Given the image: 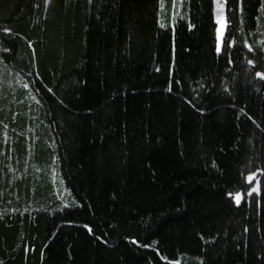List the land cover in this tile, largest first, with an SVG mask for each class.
<instances>
[{
	"label": "trees",
	"instance_id": "obj_1",
	"mask_svg": "<svg viewBox=\"0 0 264 264\" xmlns=\"http://www.w3.org/2000/svg\"><path fill=\"white\" fill-rule=\"evenodd\" d=\"M160 3L0 0V264H264V0Z\"/></svg>",
	"mask_w": 264,
	"mask_h": 264
},
{
	"label": "snow or ice",
	"instance_id": "obj_2",
	"mask_svg": "<svg viewBox=\"0 0 264 264\" xmlns=\"http://www.w3.org/2000/svg\"><path fill=\"white\" fill-rule=\"evenodd\" d=\"M48 2H49V0H45V4H48ZM91 2H92V0H89V3H91ZM173 7H175V3L173 4ZM216 7L218 9L217 14H216V23L218 25V28H217V52L220 53L221 52V40H222L224 30L226 29L228 22L223 17L222 13L219 11V9L223 8V5L220 3H217ZM164 8H165V5L163 3V0H161V3H160L161 14L163 13ZM261 11L264 12V7H262ZM160 26L164 27L165 25L163 23H161ZM4 31L10 32V29H4ZM31 46H32L31 42H29V47H31ZM232 46H233L232 42H227L226 47H232ZM243 46L245 48H247L249 52L254 51L253 47L247 41L244 42ZM4 51H8V49H4ZM259 51H264V40L260 41ZM228 63L229 64L232 63L231 59L228 61ZM247 64L249 66H254V61L252 59H248ZM255 75L259 79L264 80V71H256ZM24 87L27 88L28 85L25 84ZM169 90H171V89H169ZM49 91H51V89H49ZM225 91H227V89H225ZM248 179H249V181H251L252 176L250 175L248 177ZM257 184H259V182H257ZM253 192H255V193H257V195H259V187L257 186V187L251 188L250 191L248 192V195L251 196ZM229 195H232V194L229 193ZM233 199H234V202L236 203V205L239 206L241 194L239 192L235 193ZM84 227L87 228L89 233L91 234L92 229L90 227H88V225H84ZM245 231H247V229H245ZM96 239H99V237H96ZM132 243H136V241H132ZM172 264H179V261H173Z\"/></svg>",
	"mask_w": 264,
	"mask_h": 264
},
{
	"label": "water",
	"instance_id": "obj_3",
	"mask_svg": "<svg viewBox=\"0 0 264 264\" xmlns=\"http://www.w3.org/2000/svg\"><path fill=\"white\" fill-rule=\"evenodd\" d=\"M254 187H257V184ZM255 195H257V193H255Z\"/></svg>",
	"mask_w": 264,
	"mask_h": 264
},
{
	"label": "rangeland",
	"instance_id": "obj_4",
	"mask_svg": "<svg viewBox=\"0 0 264 264\" xmlns=\"http://www.w3.org/2000/svg\"><path fill=\"white\" fill-rule=\"evenodd\" d=\"M217 11H218V9H217ZM219 11L221 12V9H219Z\"/></svg>",
	"mask_w": 264,
	"mask_h": 264
}]
</instances>
